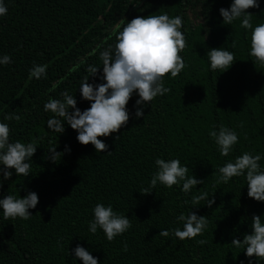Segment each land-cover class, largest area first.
<instances>
[{
  "label": "trees",
  "instance_id": "obj_1",
  "mask_svg": "<svg viewBox=\"0 0 264 264\" xmlns=\"http://www.w3.org/2000/svg\"><path fill=\"white\" fill-rule=\"evenodd\" d=\"M129 2L5 0L0 54H9L12 63L0 66V119L8 113L18 115L19 120L5 121L10 141L35 140L38 145L29 175L17 176L12 170L0 184V197L34 191L38 203L28 210V220L4 219L0 213V264H82L72 253L77 244L98 264H256L255 257H246L231 240L251 232V217L264 213V202L247 196L243 176L228 183L216 181L217 166L225 160L245 151L264 156V65L248 55L239 21L223 23L218 10L228 8L231 0H139L135 6ZM258 2V7L246 9L254 24L264 22V0ZM165 12L182 17L186 38L180 54L187 66L174 78L164 77L170 91L145 102L141 117L134 115V92L126 105L127 123L98 137L108 145L100 152L91 143H79L66 122L63 133L49 130L46 121L53 114L43 110L47 99L68 91L81 111L90 106L81 99L79 82L87 65L100 63L96 45L112 44L113 29L124 19ZM218 47L235 55L222 72L210 71L206 56ZM34 63L47 65L46 78H29ZM101 69L99 65L96 76L89 74L86 82L102 83L97 79ZM221 124L238 133V143L227 157L219 155L208 136ZM54 144L61 153L55 161L48 151ZM157 156L179 158L189 174L204 182L188 194L175 185L159 184L141 193L155 171ZM260 163L264 165V159ZM199 192L208 193L214 203L191 206L192 195ZM98 202L125 213L132 227L112 241L102 230L89 233L91 209ZM187 211L208 219L202 236L179 240L159 234L179 226L175 217ZM200 239L207 243H196Z\"/></svg>",
  "mask_w": 264,
  "mask_h": 264
},
{
  "label": "clouds",
  "instance_id": "obj_2",
  "mask_svg": "<svg viewBox=\"0 0 264 264\" xmlns=\"http://www.w3.org/2000/svg\"><path fill=\"white\" fill-rule=\"evenodd\" d=\"M138 3L139 0H130L128 4L135 6ZM258 6V0H231L228 8L221 7L218 11L224 24L232 25L234 21H239L248 41V55L264 65V22L254 24L253 14L246 11L250 7ZM7 11L5 0H0V17L6 15ZM182 28V17L170 16L166 12L138 15L130 20L120 21L113 29L114 42L104 47H101V42L94 49V53L98 52L100 63L87 65V74L80 79L81 99L89 101L90 106L81 111L76 107L74 96L68 91L61 92L60 98L47 99L43 110L53 114L46 121L47 128L55 133H63L65 129L62 122H66L76 131V140L79 143H91L97 152L107 149L108 145L98 137H107L127 123L129 111L126 105L133 93L138 97L134 101V115L141 117L145 102L151 103L154 98L170 91L164 84L165 75L170 74L174 78L187 66L180 54L186 47ZM206 56L210 71L227 70L235 60L234 53L223 47L209 49ZM84 62L81 59L80 63ZM10 63L12 59L9 54H0V66ZM99 65H102V69L97 79L103 82H86L89 74L96 76ZM28 74L29 78L36 80L46 78L47 65L34 63L28 69ZM69 108L72 109L71 112ZM19 119L14 113L5 114L0 119V184L13 175L12 170L17 176H28L31 172L29 161L36 151L37 142L10 141L9 125L5 122ZM208 136L222 157L229 156L238 143V133L223 124L218 128L213 126L208 131ZM48 151L52 154L53 161L61 154L55 151V144ZM262 159L264 156L260 153L245 151L233 159L225 160L222 165L217 166V184L228 183L233 177L243 176L247 185V196L264 202V165L260 163ZM154 166L155 171L151 174L147 187L141 189V193H148L159 184L165 188L175 185L188 194L197 184L204 182L189 174V167L182 164L179 158L165 159L157 156ZM209 196L208 193L199 192L192 195L190 204L196 206L205 201L204 204L210 207L214 201ZM37 203L38 195L34 191H28L24 196L6 194L0 197V213L4 219L28 220L32 215L28 210L35 208ZM91 213L88 232L96 234L98 229L102 230L108 241L132 227L125 213L114 210L111 204L98 202L92 207ZM175 221L179 226L170 230L161 229L159 234L164 237L173 235L179 240L194 239L202 236L208 228V219L195 212H181L175 217ZM250 228V233L244 234L242 239L233 238L231 244L237 249H243L246 257H255L257 264L258 260H264V213L252 215ZM196 243L205 244L207 241L200 239ZM123 250L127 251V245H124ZM72 253L82 264H98L97 258L80 244L72 249ZM249 264H252L251 260Z\"/></svg>",
  "mask_w": 264,
  "mask_h": 264
},
{
  "label": "rangeland",
  "instance_id": "obj_3",
  "mask_svg": "<svg viewBox=\"0 0 264 264\" xmlns=\"http://www.w3.org/2000/svg\"><path fill=\"white\" fill-rule=\"evenodd\" d=\"M191 16H193V15H191Z\"/></svg>",
  "mask_w": 264,
  "mask_h": 264
}]
</instances>
